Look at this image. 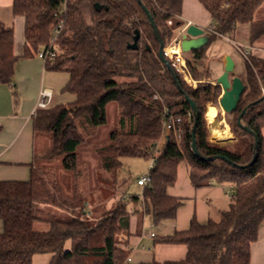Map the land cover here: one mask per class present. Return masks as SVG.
Instances as JSON below:
<instances>
[{"label": "trees", "instance_id": "16d2710c", "mask_svg": "<svg viewBox=\"0 0 264 264\" xmlns=\"http://www.w3.org/2000/svg\"><path fill=\"white\" fill-rule=\"evenodd\" d=\"M139 1L12 0L13 14L24 20V44L22 54H14L13 29L0 23V83L9 85L17 59L36 56L47 46L60 18L56 13L65 6L57 54L45 67L67 73L61 91L75 98L38 109L32 126L35 132L51 135L44 157L60 156L62 166L73 174L74 185L70 195L64 194L50 167H31L27 180H0V264H32L37 254L50 255L48 264L123 263L129 256L121 246L126 243L130 212L126 194L117 198L121 158L149 159L155 149L151 180L141 193L144 211L154 224L174 218L183 203L167 193L182 161L189 166L194 188L218 184L229 187L232 194L219 210V218L210 216L200 223L192 216L187 229L157 238L160 243L184 244V258L138 264H249L250 247L264 219V58L250 52L244 58L240 77L244 89L235 110L228 113L234 116L229 125L237 138L231 146L207 140L204 108L207 103L217 106L221 90L217 83L204 79H209L206 60L216 38L231 39L239 24H248L250 46L264 38V17H255L264 0H198L210 14L212 25L205 31L206 43L184 56L188 72L197 82L195 87L159 57L160 42L166 46L180 25L182 0ZM143 7L152 17L159 39ZM135 31L139 32L137 47L130 49L127 45ZM186 96L198 112L196 148L201 156L214 159L193 153L194 115ZM110 102L117 104L120 128L95 146L99 169L98 193L94 195L82 186L85 166L79 162L76 148L84 140L81 128L90 134L106 123ZM245 107L241 124L249 131L237 124ZM164 109L181 118L179 139L172 132H162ZM254 153L255 162L247 166ZM129 198L139 200L138 195ZM112 199L111 205L103 206ZM91 206L101 209L93 221L83 216L92 213ZM36 221L46 222L48 229L35 230Z\"/></svg>", "mask_w": 264, "mask_h": 264}, {"label": "crops", "instance_id": "0c3cea01", "mask_svg": "<svg viewBox=\"0 0 264 264\" xmlns=\"http://www.w3.org/2000/svg\"><path fill=\"white\" fill-rule=\"evenodd\" d=\"M178 19L180 25L175 35L179 36L180 41L184 34L181 29L188 22L202 28L203 35L212 25L210 14L198 0H182ZM0 23L13 29V52L21 55L24 44V20L21 16L13 14L12 0H0ZM241 27L243 28L239 30ZM248 33V24H239L231 39L224 38L242 57L241 50L248 47L250 53L264 58V38L252 47L248 42ZM185 53L187 52H183V56ZM224 57V54L216 55V59L221 63L219 75L223 71ZM243 73L244 67L235 70L233 61L230 77L240 78ZM67 79V73L48 70L41 59L33 56L17 59L11 85L0 83V180L23 181L29 178L30 168L36 159L34 148L36 132L32 126V112L38 93L44 87L51 89L53 103H56ZM214 79L215 82L211 81L212 83H216V78ZM220 90L222 91L221 87ZM209 124L213 126L216 123L211 121ZM261 134L264 139V126L261 128ZM138 186L140 187L138 201L132 200L128 195L125 196L130 214L126 243L121 247L129 252L131 264L184 258L186 253L184 244L160 243L157 238L187 229L192 216L200 223L207 221L210 216L218 214L219 210L226 206L232 194L229 187L218 184L194 188L189 179V166L182 161L177 166L176 180L167 188V193L181 198L183 203L176 210L174 218L154 224L151 216L144 211L141 196L143 186ZM2 229L0 220V232ZM260 229L256 241L250 247L249 264H264V228Z\"/></svg>", "mask_w": 264, "mask_h": 264}, {"label": "rangeland", "instance_id": "374dc122", "mask_svg": "<svg viewBox=\"0 0 264 264\" xmlns=\"http://www.w3.org/2000/svg\"><path fill=\"white\" fill-rule=\"evenodd\" d=\"M255 17H264V4H262L256 11ZM243 27L239 28L241 30ZM179 37V36H178ZM170 42V41H169ZM168 42V43H169ZM167 43V44H168ZM228 55L234 61L235 70L242 69L244 67V58L236 51V49L231 45V43L227 42L224 37H218L209 46L208 57L206 62L209 65V79H204V81H214V78L219 76V71L221 68V63L216 59V55ZM187 55V53H185ZM68 80V79H67ZM67 82V81H66ZM215 82V81H214ZM61 91V90H60ZM74 95L68 91H62V94H59L56 103H68L74 100ZM208 106H213L210 103H207L204 108V117H206L205 112ZM216 115L218 118V122L211 126L209 123L212 120H207L208 124V137L207 140L212 143H218L223 146H231L233 145L237 138L231 131L230 123L233 121V114H226L219 107L218 102L216 106ZM224 124L228 127L229 137L219 140L214 137L215 132L213 130H221ZM120 128L119 119H118V110L117 104L115 102H110L106 105V123L96 128L93 133H87L86 129L81 128V132L84 135V140L77 146L76 153L79 157V162L85 166V172L81 177L82 186L86 193L91 192L94 195H97L98 191L96 190L97 181H96V172L99 169V160L95 153V146L97 144H101L106 142L109 138V134L116 129ZM161 141L157 147H159ZM51 143V135L47 132H36L35 135V154L36 159L34 161L33 167L35 168H51L52 174L55 179L61 186V190L64 194L70 195L73 190L74 185V177L73 174L67 171L61 162V157L57 156L52 159H47L44 157V153L49 148ZM122 165L118 171L119 180L121 185L117 190V198L120 194L125 193L128 196L138 195L140 191V187L136 184V180L138 177H141L146 174L148 170V162L149 159L144 157H123L121 158ZM139 196V195H138ZM113 203V199L107 203H104L103 206L108 207ZM139 203H137L138 205ZM92 210V213L89 215H83L89 221H93L99 214L100 210H97L96 207L89 208ZM94 209V210H93ZM219 214L213 215L214 218H219ZM260 226H258V230L260 227L264 228V219L260 222ZM33 228L35 230H47L48 224L42 221H36L33 223ZM262 230V229H260ZM260 232V231H259ZM66 247L69 246V242L66 243ZM49 259L48 254H37L34 256L32 260V264H47Z\"/></svg>", "mask_w": 264, "mask_h": 264}, {"label": "built area", "instance_id": "2783aa9c", "mask_svg": "<svg viewBox=\"0 0 264 264\" xmlns=\"http://www.w3.org/2000/svg\"><path fill=\"white\" fill-rule=\"evenodd\" d=\"M65 13V6L63 7V10L58 11L56 13L57 16H60L57 23L54 25L52 29V34L49 39V42L47 46L43 49H40L36 57L41 59L44 63L47 61H52L56 54H57V44H58V34L60 33L62 26L64 24V16ZM188 22L184 27H182L181 32H184L185 28L189 25ZM211 29V26H210ZM249 52V48H245L241 50V53L244 58L247 57V54ZM162 55L167 59L170 66L178 72L183 80L190 86L195 87L196 81L191 78L188 68L186 65L185 57L183 56V51L180 47V39L178 38V35H175L172 37L170 42L162 48ZM154 98L157 96L154 95ZM53 104V92L51 89L44 87L42 88L38 93V98L36 100L35 108L32 112V115L36 113L38 109H44L48 106ZM163 119H162V132H172L176 139H179V134L181 133L182 129L179 126V123L181 122V118L174 116L173 114L166 111V109L163 110ZM157 149H155L149 158L148 162V170L145 175L138 177L136 180L137 185L145 186L147 183L151 180V174L150 170L153 168L154 162H155V155L157 154ZM121 264H131L130 256H128L123 263Z\"/></svg>", "mask_w": 264, "mask_h": 264}, {"label": "water", "instance_id": "95a60500", "mask_svg": "<svg viewBox=\"0 0 264 264\" xmlns=\"http://www.w3.org/2000/svg\"><path fill=\"white\" fill-rule=\"evenodd\" d=\"M139 1V0H138ZM140 2V1H139ZM145 14L147 15L149 22L151 24V27L153 29L154 35L159 39L158 32L156 29V26L152 20V17L150 16L148 10L143 7ZM204 34V30L194 24H189L183 34V38L180 41V47L183 52H188L192 49H196L204 45L207 41V37ZM190 37V38H188ZM139 38V32L135 31L133 41L132 43L128 44L127 47L130 49H135L137 47V39ZM160 42V41H159ZM162 44L160 42V49H159V57L161 61L167 66V68H170V64L166 60V58L162 55ZM233 70V61L230 58V56L225 55L224 57V66L223 71L221 74L216 78V83L221 87L222 91L218 98V105L222 109V111L226 114L232 112L235 110L237 103L239 101L240 95L243 92L244 86L241 81V79L238 76H232L230 77V73ZM264 97V95H263ZM186 100L188 101L190 108L194 115V121L193 126L191 128V148L193 150V153L196 156L201 157L202 159L208 160V159H214L215 157H203L198 152L196 145H195V129L198 123V112L195 103L186 96ZM246 108H243L238 117H237V124L238 126L242 127L244 130L249 131V129L241 124V118L246 111ZM218 122V118L214 117L213 122ZM254 148H257V140L255 138L254 140ZM257 154L254 153L252 159L249 161L247 166L252 165L256 160ZM231 163V162H230ZM242 167V166H239ZM135 264V263H134Z\"/></svg>", "mask_w": 264, "mask_h": 264}, {"label": "bare ground", "instance_id": "6f19581e", "mask_svg": "<svg viewBox=\"0 0 264 264\" xmlns=\"http://www.w3.org/2000/svg\"><path fill=\"white\" fill-rule=\"evenodd\" d=\"M205 115H206V118L208 120H212L216 115V109L213 106H208L206 109ZM213 131H217V132H215L214 137L219 139V140H222V139L229 137L228 127L226 124H224V126L221 130H219V131L213 130Z\"/></svg>", "mask_w": 264, "mask_h": 264}]
</instances>
